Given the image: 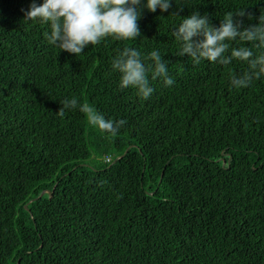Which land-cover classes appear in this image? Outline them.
Returning <instances> with one entry per match:
<instances>
[{"label": "trees", "instance_id": "16d2710c", "mask_svg": "<svg viewBox=\"0 0 264 264\" xmlns=\"http://www.w3.org/2000/svg\"><path fill=\"white\" fill-rule=\"evenodd\" d=\"M30 2L0 0V264H264V76L234 87L246 62L195 64L174 35L196 10L256 23L264 0H174L144 10L137 39L78 55L24 19ZM126 45L158 48L174 84L121 89L111 60ZM72 95L124 125L60 115Z\"/></svg>", "mask_w": 264, "mask_h": 264}, {"label": "clouds", "instance_id": "9594fccd", "mask_svg": "<svg viewBox=\"0 0 264 264\" xmlns=\"http://www.w3.org/2000/svg\"><path fill=\"white\" fill-rule=\"evenodd\" d=\"M173 3L174 0H31L23 11L24 19L48 24L45 37L49 44L78 55L90 44L97 45L108 37L123 41L137 39L142 35L139 21L144 10L160 9L163 13ZM175 3L179 5L181 0ZM245 15L252 18L254 14L246 13V8L226 12L219 25L200 10L184 15L174 29L177 54L187 55L195 64L202 60L223 65H231L234 59L244 61L248 68L242 73L230 74V82L237 88L248 87L254 79L264 76V13L259 15L258 22L247 25L240 19ZM248 43L254 47L247 46ZM111 67L120 75L121 89L131 86L144 99L156 91L152 81L159 78L165 86L174 84L158 48H152L145 55L137 47L126 45L113 56ZM60 103V115L78 108L94 127L105 133L117 134L125 123L123 119L106 117L75 95L60 98Z\"/></svg>", "mask_w": 264, "mask_h": 264}]
</instances>
